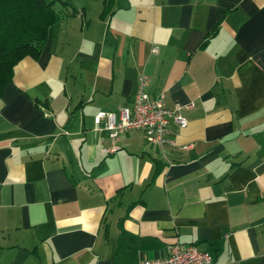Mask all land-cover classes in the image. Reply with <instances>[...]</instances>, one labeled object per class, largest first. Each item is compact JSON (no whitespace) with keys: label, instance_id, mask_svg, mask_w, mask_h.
Listing matches in <instances>:
<instances>
[{"label":"crops","instance_id":"1","mask_svg":"<svg viewBox=\"0 0 264 264\" xmlns=\"http://www.w3.org/2000/svg\"><path fill=\"white\" fill-rule=\"evenodd\" d=\"M50 2L49 41L0 94V264H138L174 244L264 264V0ZM141 75L187 121L168 119L170 144L94 123Z\"/></svg>","mask_w":264,"mask_h":264},{"label":"built area","instance_id":"2","mask_svg":"<svg viewBox=\"0 0 264 264\" xmlns=\"http://www.w3.org/2000/svg\"><path fill=\"white\" fill-rule=\"evenodd\" d=\"M153 54L157 49L152 50ZM150 78L141 75L137 79V90L131 107L120 109L118 115L99 112L94 120L97 128L107 132L110 140H116L128 130H140L148 143L156 146L170 144L168 135V119L171 118L180 128L187 126L186 119L180 114V108L168 111L164 107V98L158 97L150 101L147 88ZM192 104L186 105L191 108ZM115 148L102 149L105 155L113 154ZM138 264H214L211 255L200 251L195 245L174 244L167 248V254L160 259H143Z\"/></svg>","mask_w":264,"mask_h":264},{"label":"trees","instance_id":"3","mask_svg":"<svg viewBox=\"0 0 264 264\" xmlns=\"http://www.w3.org/2000/svg\"><path fill=\"white\" fill-rule=\"evenodd\" d=\"M59 20L53 2L0 0V94L19 61L42 53Z\"/></svg>","mask_w":264,"mask_h":264},{"label":"rangeland","instance_id":"4","mask_svg":"<svg viewBox=\"0 0 264 264\" xmlns=\"http://www.w3.org/2000/svg\"><path fill=\"white\" fill-rule=\"evenodd\" d=\"M46 2H50V0H45ZM57 1H59L60 2V0H57ZM58 5V4H57Z\"/></svg>","mask_w":264,"mask_h":264}]
</instances>
